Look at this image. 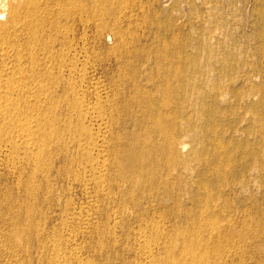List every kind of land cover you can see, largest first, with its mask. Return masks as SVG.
Here are the masks:
<instances>
[{
	"label": "rangeland",
	"instance_id": "374dc122",
	"mask_svg": "<svg viewBox=\"0 0 264 264\" xmlns=\"http://www.w3.org/2000/svg\"><path fill=\"white\" fill-rule=\"evenodd\" d=\"M71 2H66L65 8H62L63 12L69 13L65 12V15L62 12L61 18L58 16L60 21L55 16L53 19L56 21L50 19L49 25L45 23L48 28L43 25L41 38L43 42L51 39L50 43L55 44L53 54L61 48L68 50L75 41L73 50L69 51L72 57L76 55V61L82 62L77 61L80 70L87 66L83 88L80 93L76 89L82 81L79 80L80 74L73 76L68 71L59 70L57 65H51L50 71L54 70L56 74L48 72L53 74L50 80L54 87H51V82L48 83L50 80H45L43 84L52 88H48L51 91L47 92L49 98L44 100V104L35 105L39 111L35 106H28L30 110L26 106L23 110L26 112H23L24 118L25 114L28 117L34 114V110L42 117L38 116L40 119L56 118L54 126L43 128L41 134L46 139L54 135L52 129L58 127L60 135L54 133L59 139L48 144V150L39 154L42 158H38L40 164L32 154L30 157L29 152L23 150L26 147L17 141V134L6 127L10 128V131L6 130L9 131L7 134L5 126L0 123L5 138L13 134L10 137L12 140L16 135L13 140L16 139L14 142L20 145V149L19 145H14L12 150L8 144L4 146V134L2 136L0 132V138L4 140L0 139V146H3L0 153H4L0 156V264H54V252L61 248V257L64 258L60 259L67 260L66 264H144L146 244L138 239V233L143 229L150 238L149 245L154 248V256L162 260L168 258L165 257L168 254L161 248L166 244L168 247L169 242L172 241V244L168 250L178 257L181 248L184 250L185 247L182 239L189 242L203 239L200 241H204L203 246L206 245L212 254L215 251L216 255V250L220 248L222 250H219L222 256L217 253L221 258L213 254L212 264H264V0ZM84 18H92V22L88 23L91 20ZM50 28H56V31L51 29L52 33ZM57 31L62 38L61 35L58 38L54 36ZM84 37L85 40H82ZM60 38L66 40L63 42ZM57 42L61 43V47ZM62 61L68 63L69 59L59 56L55 63L65 64ZM35 75L42 76L41 72ZM68 77L71 78L66 79ZM75 80L79 82L76 84ZM71 81L75 83L73 86ZM69 83L76 91L71 87L69 89ZM92 83H98V87L102 88L99 87V92H102L100 99L104 111L108 115L117 114L110 122L112 126L108 125L104 130L107 135L104 146L107 147L103 149L109 153L108 170L104 175L107 185L105 195L101 194L100 187L97 192V184L89 188L85 186V189L81 181L90 178L89 174L85 175L84 167L96 154L88 156L82 150L84 155L80 148L71 146L73 141L69 142V139L79 138L81 127L92 129L88 124L77 122L79 117L74 111L78 97L84 95L83 98L86 97L85 100L91 104L97 101L94 96L97 84ZM29 89V86L26 87L21 95L20 99L24 102L29 101L34 92ZM51 93L54 95L51 96ZM115 93L118 96H114ZM67 94L77 95L68 96L69 101L65 97ZM50 96L56 106L48 101ZM113 96L117 97V103ZM63 101L67 104L64 105ZM65 113L69 119L64 118ZM70 119L75 120L72 122ZM72 124L76 125L75 128L80 126L75 130L78 135L73 133L75 128ZM84 130L87 131V128ZM69 133H73L74 138ZM64 143H68L66 145L72 150ZM173 143L176 146L187 145L185 151L179 152L176 148L174 152ZM73 147H76L74 151ZM66 148L70 149L69 152ZM81 156H85L83 164ZM167 159L171 160L167 163ZM65 161L69 162L68 165ZM48 164L50 168H46ZM89 196L95 197L91 204H87ZM87 213L90 214V221L88 225L82 224L81 219ZM219 220L223 221L222 224L217 223ZM225 221L230 225L229 231H224L227 228ZM210 222L213 227V224H218L223 229L222 239L215 237L218 242L208 236L212 228ZM192 231L204 235L200 238ZM177 234H180L178 239ZM171 236L177 239L176 243ZM209 246H218L219 249L213 250ZM72 250H77V256L70 254Z\"/></svg>",
	"mask_w": 264,
	"mask_h": 264
},
{
	"label": "bare ground",
	"instance_id": "6f19581e",
	"mask_svg": "<svg viewBox=\"0 0 264 264\" xmlns=\"http://www.w3.org/2000/svg\"><path fill=\"white\" fill-rule=\"evenodd\" d=\"M70 1L71 0H0V123L1 124H3L2 126L4 127L5 126V128L6 127H10V128H6L4 131H6L7 129L9 130H13V133L15 132L16 134H17V137H16V135H14L16 138H17V141L18 142H20V144L22 145V144H24V145H22V146H24V147H26V149H24L23 148V150H25V152H29V154H30V157H31V154H32V157L37 161V159L39 158H41V155L39 156V154L40 153H44V152H46L47 150H48V144H50V143H52L53 141H56V140H58L59 138V136H58V134L60 135V130H59V128L58 127H56V130H54V129H52L53 131V134L54 135H50L49 137H47L46 139L43 137V135L41 134V130L44 128L45 129V127H47L48 126V128H50L51 127V125H53L54 124V122H55V120H56V118H55V120L54 119H50V120H47V119H40V118H42V117H40L39 116V114L37 113V111H36V113H35V110H34V114H31V113H28V115L29 114H31V116L30 117H28L27 116V114H25L26 116H25V118L23 117V114L24 113H26V112H24L23 110H25V107L27 106V108L29 109V107L31 106V107H33V106H37L38 104H44L45 102H44V100H46V98L48 99L49 97H47V92H48V94H49V92H51V91H49V89L48 88H50V89H52L51 87H54V84H53V82H51L52 80H50L51 79V76H53V74H50L49 72H53L54 70V68L52 69L53 71H50L51 69H50V67H51V65H54V66H58V68H59V70H61V71H68L69 72V74H71V75H78V74H80V76H81V78L79 79V80H82L81 81V83L79 84V85H77L78 87H76V89H78V92L80 91V90H82V88H83V85H84V82H85V80H86V74H87V72H85V68L87 67V66H82L83 67V69H81L80 70V68L78 67V65H79V60H77V61H79V62H77L76 61V55H75V57L73 56L72 57V54H71V49L72 48H74V42H73V44L70 46V48L68 49V48H66V49H68V50H64V49H62L61 48V50H59V51H57L56 53H54L53 54V48L55 47L54 45L55 44H53V43H50V40H49V36H47L46 35V33L45 32H43V33H45V36H47V38H48V40H49V42H43V39L41 38V37H43V36H41V34H42V32L41 31H43V25H45V23L47 24L48 22H49V20L50 19H52L53 21H56V19L54 20L53 18L55 17V16H60V18H61V13L63 12L62 11V8L64 7V5H65V3L66 2H69L70 3ZM74 0H72V2H73ZM79 1V0H78ZM71 2V3H72ZM77 2V1H76ZM75 2V3H76ZM74 3V2H73ZM68 4V3H67ZM77 4H79L78 2H77ZM90 4V3H89ZM72 5H74L73 7H75V4H72ZM83 5V4H82ZM86 6V5H85ZM84 6V7H85ZM68 7V6H67ZM88 7V6H87ZM86 7V8H87ZM65 8V7H64ZM77 8V7H76ZM75 8V9H76ZM82 8V7H81ZM80 8V10H81V12L83 11L82 9ZM103 8V7H102ZM259 8H260V6H259ZM84 9V8H83ZM88 9V8H87ZM67 10H69L70 11V9L68 8ZM90 10V9H89ZM88 10V11H89ZM107 10H109V9H107ZM65 11V10H64ZM66 12V11H65ZM63 12V14H65L66 15V13L68 12ZM75 12V11H74ZM73 12V13H74ZM80 12V11H79ZM106 12V11H105ZM69 13V12H68ZM72 13V14H73ZM84 12H82V14H83ZM90 14V13H89ZM64 15V16H65ZM71 15V14H70ZM74 15H76V14H74ZM81 15V14H80ZM84 15V14H83ZM85 16V15H84ZM52 17V18H51ZM56 17V18H57ZM66 17H68V16H66ZM71 17H73V16H71ZM77 17H79V15L77 16ZM86 17H87V15H86ZM89 17H91V15L89 16ZM88 17V18H89ZM65 18V17H64ZM79 18H81V16L79 17ZM83 18V17H82ZM58 19H59V17H58ZM69 19V18H68ZM71 19V18H70ZM84 19H87V18H84ZM92 19V18H91ZM91 19H87V20H91ZM61 20H63V19H61ZM78 20V19H77ZM80 20H82V19H80ZM59 21H60V19H59ZM65 21V20H64ZM67 21V20H66ZM69 22H70V20H69ZM80 22H82V21H80ZM88 22V21H87ZM90 22H92V20L91 21H89L88 23H90ZM49 23H51V20H50V22ZM55 23V22H54ZM57 23L59 24V22H58V20H57ZM64 23V22H63ZM68 23V22H67ZM84 23V22H83ZM56 24V23H55ZM85 24V23H84ZM83 24V25H84ZM87 24V23H86ZM47 25H49V24H47ZM89 25V24H88ZM46 26V25H45ZM44 26V27H45ZM50 26H51V24H50ZM60 26V25H59ZM65 26V25H64ZM92 26V25H91ZM47 28H48V26H46ZM62 27V26H61ZM88 27V26H87ZM86 27V28H87ZM89 28V27H88ZM51 29L52 28H50V31H51ZM54 29V28H53ZM52 29V30H53ZM49 30V29H48ZM67 30V29H66ZM70 30V29H69ZM69 30H67V31H69ZM46 31V30H45ZM53 31H56V28H55V30H53ZM53 31H51L52 33H53ZM58 31H60L59 29H58ZM57 31V32H58ZM65 31V30H64ZM66 31V32H67ZM50 32V33H51ZM63 32V31H62ZM48 33V32H47ZM49 33V34H50ZM61 33V32H60ZM65 33V32H64ZM70 33V32H69ZM54 34H55V32H54ZM58 35H61V34H59V32L57 33V34H55L54 36H58ZM44 36V37H45ZM52 36V35H51ZM54 36H53V39H55L54 38ZM64 36H66V35H64ZM75 36V34H73V37ZM85 36H87V33H86V35ZM59 37V36H58ZM57 37V38H58ZM56 38V39H57ZM61 38H62V35H61ZM60 38V40H62L63 42H64V40H66V39H61ZM64 38V37H63ZM67 38V37H66ZM85 38L86 37H84V39L82 38V40H85ZM55 39V40H56ZM70 39V38H69ZM45 40H46V37H45ZM54 40V41H55ZM60 40L58 39V41L60 42ZM73 40V39H72ZM47 41V40H46ZM57 41V40H56ZM61 41V42H62ZM52 42V41H51ZM59 42H57V44L59 43ZM62 42V43H63ZM56 43V42H55ZM69 43H70V41H69ZM78 43H79V41H78ZM56 44V45H57ZM61 43H59L58 45H60ZM63 45V44H62ZM76 45V44H75ZM77 46V45H76ZM58 47V46H57ZM60 47H61V45H60ZM59 47V48H60ZM65 47H67V45L65 46ZM70 50V51H69ZM73 50V49H72ZM74 52H75V49H74ZM77 52V51H76ZM57 54V55H56ZM86 54V53H85ZM88 54V53H87ZM59 56L61 57V58H66L67 60L69 59V62L68 63H66V62H64V61H62V62H64L65 64H63L62 65V63L61 64H57V63H55V60H56V58H58L59 59ZM79 57V56H78ZM80 58V57H79ZM84 58V57H83ZM78 59V58H77ZM61 60V59H60ZM58 61V60H57ZM89 62V61H88ZM88 62H86V63H88ZM80 64H82V62H80ZM85 65V64H84ZM30 67V68H29ZM180 68V67H179ZM42 70L43 71H45V70H47V72L45 73V72H42ZM49 71V72H48ZM56 71V70H55ZM86 71H87V69H86ZM39 72H41V74H42V76H40V77H38V76H36L35 74L36 73H39ZM59 72V71H58ZM57 72V73H58ZM68 72H66V73H68ZM53 73H55V72H53ZM66 73H65V75H66ZM76 73H78V74H76ZM32 74L34 75V76H32ZM56 74V73H55ZM60 74H61V72H60ZM62 74H64V73H62ZM39 75V74H38ZM59 75V74H58ZM32 76V77H31ZM37 77L38 79H34V77ZM61 76V75H60ZM68 76V75H67ZM73 76H71V77H73ZM35 77V78H36ZM55 77V76H54ZM61 77H63V75L61 76ZM70 77V78H71ZM75 77H77V76H75ZM69 77L68 78H66V79H70ZM74 79V78H73ZM73 79H71V80H73ZM89 79V78H88ZM45 80H50L48 83H50L51 82V87H49V86H47L48 88H46L45 86H43V84H44V81ZM60 80H62V79H60ZM63 80H65V79H63ZM67 81V80H66ZM65 81V82H66ZM76 81V80H75ZM64 82V83H65ZM70 82V81H69ZM72 82V81H71ZM74 82V81H73ZM72 82V86H73V84H75V83H73ZM79 82V81H78ZM77 81H76V84L78 83ZM87 82V81H86ZM56 84V83H55ZM90 84V83H89ZM92 84H95V83H92ZM97 84V86H96V88L94 89L95 90V98L97 99V101H95V103L94 104H91L90 102H87L86 100H85V98H83L84 97V95H83V93H82V95H83V97H78V99H77V101H75V99H74V101L77 103V104H75V106L74 107H76V109H74V111H75V114L76 115H78V119L76 120L77 122H81L80 124H82V125H86V124H88L89 126H92V129H89L88 127H84L83 126V129H85V128H87V131H83V129H82V127H81V130L80 131H82V134H80L79 133V135L75 132V130L76 129H79L80 128V126H79V128H75V126L77 125L78 126V124L77 123H75V124H72L73 126H74V131L72 130V127L70 128L72 131H73V133L75 132L77 135H78V137L79 138H76V140H73V139H69V142L70 141H73V143H71L70 142V144H71V146L73 145V146H76L77 147V149L78 148H80L81 149V151L83 150V151H85V152H87L88 153V156L91 154V156L93 155L92 153H94V154H96V155H93L92 157H90V159L88 158V156H87V153H86V157L87 158H85V156H81L82 157V159H81V163L83 164V158H85V161H87L88 159H89V161L86 163V162H84V163H86L87 164V166L85 165V167H84V170H85V175L87 174H89V177L90 178H87V179H85L84 178V180L85 181H83V180H81L83 183V185H84V188H85V186H86V188L88 187V186H90V185H92V184H94V185H96V186H98V189H97V192H98V190H100V188H101V190H100V192H101V194L102 193H104V195H105V180H104V177L106 176L105 174H106V170H108V169H106V166L108 165V162H107V158L109 157V153L107 154V152L103 149L104 147H107V145L106 146H104V144H106V142H104L105 140H106V133H105V129H106V127H108V125H110V122L111 121H113L114 120V115L116 114H114V113H112V115H108L105 111H104V108H103V104H101L102 102H101V99H100V94L102 93L101 91V93L99 92V87H98V83H96ZM95 84V85H96ZM29 86V88L30 89H32V92H33V94H31L32 96L30 97L31 99L28 101H26V102H24V101H22V99H20L21 98V95H22V93L25 91V89H26V87H28ZM66 86V85H65ZM92 86V85H91ZM70 87H71V84L69 83V89H70ZM87 87H88V84H87ZM86 87V88H87ZM95 87V86H94ZM103 87V86H102ZM55 88H56V86H55ZM74 88V87H73ZM72 87H71V89H73ZM85 88V89H86ZM89 88H91V87H89ZM92 88H93V86H92ZM30 89H29V91H30ZM60 89V88H59ZM59 89L57 90V91H59ZM62 89V88H61ZM68 89V88H67ZM70 89V90H71ZM100 89H102L101 87H100ZM64 90V89H63ZM74 91H76L75 89H73ZM91 90H93V89H91ZM117 90V89H116ZM135 91H137V90H135ZM31 92V93H32ZM52 92H55V91H52ZM64 92H67V90H65ZM87 92V91H86ZM118 92V91H117ZM26 93H28V90L26 91ZM57 93V92H56ZM70 93H72L71 91H70ZM69 93V94H70ZM80 93V92H79ZM93 93H94V91H93ZM147 93V92H146ZM52 94V93H51ZM69 94H67V95H65V97L67 96V98H69L68 96H71L70 98H72L73 96L75 97L77 94H74V95H69ZM142 94V93H141ZM28 95V94H27ZM54 94H52L51 96H53ZM79 96H80V94H78ZM116 95V93L114 94V96ZM134 95H135V93H134ZM140 95V94H139ZM145 95V94H144ZM150 95V94H149ZM148 95V96H149ZM24 96V95H23ZM50 96V97H51ZM61 96H63V95H61ZM114 96H113V99H115V98H117V97H115L114 98ZM116 96H118V95H116ZM146 96V95H145ZM64 97V96H63ZM102 97V96H101ZM140 97V96H139ZM150 97V96H149ZM54 98H56V97H54ZM59 98H60V96H59ZM70 98H69V101H70ZM151 98V97H150ZM72 99V100H73ZM136 99H137V97H136ZM55 100V99H54ZM53 100V101H54ZM67 100V99H66ZM103 100V99H102ZM117 99H115L114 101L117 103V101H116ZM48 101H51V103H52V97H51V99H49ZM61 101V100H60ZM150 101V100H149ZM43 102V103H42ZM59 102V101H58ZM64 102V105H65V101H63ZM68 102V101H67ZM72 102V101H71ZM62 103V101L60 102V104ZM114 105H115V103L114 102H112ZM53 104V103H52ZM63 104V103H62ZM67 104V103H66ZM113 104H111V105H113ZM47 105V104H46ZM54 105V104H53ZM68 105H69V103H68ZM73 105H74V103H73ZM73 105H71V106H73ZM117 105V104H116ZM29 106V107H28ZM35 106V107H36ZM54 106H56V105H54ZM62 106V105H61ZM127 106V105H126ZM24 107V108H23ZM34 107V108H35ZM47 107V106H46ZM45 107V108H46ZM53 107V106H52ZM65 107V106H64ZM69 106H67V107H65V108H68ZM105 107V106H104ZM26 108V109H27ZM44 108V107H43ZM42 108V109H43ZM49 108V107H48ZM48 108H46V109H48ZM56 108V107H55ZM55 108H54V111H55ZM72 110H73V108L72 107H70ZM113 108V107H112ZM117 108V106L115 107V109ZM164 108H165V105H164ZM42 109H40V111H42L43 112V110ZM62 109H64V108H62ZM71 109H69V110H71ZM118 109V108H117ZM117 109H116V112H118L117 111ZM30 110V109H29ZM36 110H38L39 111V109L36 107ZM51 110V109H50ZM53 110V109H52ZM66 109H64V111H65ZM110 110V109H109ZM109 110L107 111V112H109ZM113 110V109H112ZM49 111V110H48ZM74 111H73V113H74ZM24 112V113H23ZM31 112H33V111H31ZM41 112V113H42ZM111 112V111H110ZM114 112V111H113ZM62 113V112H61ZM67 113V112H66ZM65 113V117L64 118H67V119H69L68 117H66L67 116V114ZM72 113V112H71ZM72 113V114H73ZM150 113H152V112H150ZM35 114H37V115H35ZM42 114H45L44 112L42 113ZM55 114H56V111H55ZM71 114V115H72ZM119 114H120V112L118 113V116H119ZM48 115V114H47ZM60 115V114H59ZM74 115V114H73ZM117 115V114H116ZM115 115V116H116ZM152 115V114H151ZM161 115V114H160ZM40 118H39V117ZM60 116H62V115H60ZM70 116V115H69ZM150 116V115H149ZM153 116V115H152ZM56 117V116H55ZM72 117V116H71ZM61 118V117H60ZM63 118V119H64ZM116 118V117H115ZM151 118V117H150ZM149 118V119H150ZM153 118V117H152ZM67 119H65L64 121H66ZM72 119V118H71ZM70 119V121H72ZM62 120V119H61ZM75 120V119H74ZM74 120L72 121V122H74ZM153 120V119H152ZM151 120V121H152ZM62 122V121H61ZM67 122V121H66ZM71 122V123H72ZM116 122V121H115ZM115 122H113V123H115ZM149 122V121H148ZM147 123V122H146ZM152 123H154L153 121H152ZM151 123V124H152ZM116 124V123H115ZM148 124V123H147ZM117 125V124H116ZM154 125V124H153ZM1 126V125H0ZM50 126V127H49ZM54 126V125H53ZM61 126V125H60ZM63 126H66L65 124L63 125ZM62 126V127H63ZM69 126V125H68ZM110 126H112V125H110ZM3 127H1L2 129H3ZM54 128V127H53ZM58 128V129H57ZM93 128H96V129H93ZM151 128V127H150ZM154 128V127H153ZM68 129H69V127H68ZM149 129V128H148ZM163 129V128H162ZM9 130V131H10ZM49 130V129H48ZM107 130V129H106ZM108 130H109V128H108ZM110 130H112V129H110ZM150 130V129H149ZM8 131V132H9ZM68 131H70V130H68ZM77 131V130H76ZM79 131V130H78ZM113 131V130H112ZM165 131V130H164ZM0 132H1V130H0ZM2 132H3V130H2ZM1 132V133H2ZM7 132V131H6ZM8 132H7V134H8ZM54 132H58V134H56V133H54ZM63 132H65V129H64V131ZM71 132V131H70ZM84 132V133H83ZM108 132V131H107ZM111 132V131H110ZM109 132V134L110 135H108L109 136V141H110V136H111V134H112V132L110 133ZM161 132V131H160ZM12 133V132H11ZM11 133H9L10 135H11ZM47 133H49V132H47ZM66 133H67V131H66ZM73 133H69V134H73ZM163 133V132H162ZM3 134L4 133H2L1 135L3 136ZM6 134V135H7ZM68 134V133H67ZM75 134V135H76ZM114 134V133H113ZM159 134V133H158ZM0 135V136H1ZM13 135V134H12ZM12 135L10 136V137H12ZM66 135V134H65ZM168 135V134H167ZM172 135V134H171ZM1 136V137H2ZM13 136V138H15ZM68 136V135H67ZM70 136V135H69ZM68 136V137H69ZM72 136V135H71ZM117 136V135H116ZM169 136V135H168ZM7 137V139L5 138V134H4V138H2V139H5V145L4 146H10V148H11V150H12V148L14 147V145H15V147L17 146L18 147V145L19 144H17V143H15L16 141V139L15 140H13V138H12V140L10 139V137L8 138V136H6ZM46 137V136H45ZM77 137V136H76ZM115 137V136H114ZM73 138H74V134H73ZM117 138H118V136H117ZM1 139V138H0ZM1 139V140H2ZM118 139H120V136H119V138ZM161 139H163V140H165L164 138H161ZM0 140V142H4V140H2L1 141ZM121 140V139H120ZM171 140V139H170ZM170 140H169V142H170ZM15 141V142H14ZM60 141V140H59ZM75 141V142H74ZM160 141V140H159ZM168 141V140H167ZM166 141V142H167ZM65 142H67L66 140H65ZM111 142V141H110ZM116 142H118V141H116ZM175 142H176V140H175ZM183 142H185V141H183ZM54 143V142H53ZM119 143V142H118ZM162 143V142H161ZM164 143V142H163ZM168 143V142H167ZM8 144V145H7ZM65 144V143H64ZM67 145H69L68 143H66ZM65 144V145H66ZM107 144H108V142H107ZM160 144V143H159ZM54 145V144H53ZM66 145V146H67ZM116 144H115V142H114V146H115ZM123 145V144H122ZM121 145V146H122ZM130 145H131V143H130ZM129 145V147H131ZM166 145V144H165ZM218 145V144H217ZM61 146V145H60ZM110 146H112V145H110ZM162 146V145H161ZM169 146H171V145H169ZM173 148H174V152L177 150V149H179V152H181V150H184L185 149V147L187 146V145H185V144H180V145H175L174 143H173ZM1 147V146H0ZM3 147V146H2ZM2 147H1V151H2ZM68 147V146H67ZM70 147V146H69ZM68 147V148H69ZM75 147V148H76ZM109 147V146H108ZM134 147V146H133ZM218 147V146H217ZM6 148L7 147H5L4 149L6 150ZM9 148V147H8ZM56 148H57V145H56ZM55 148V149H56ZM59 148H61V147H59ZM58 148V151L60 150ZM62 148H63V145H62ZM74 148V147H73ZM75 148L73 149V151L75 150ZM114 148V147H113ZM162 148H164V147H162ZM162 148H160V149H162ZM165 148H167V147H165ZM177 148V149H176ZM3 149V150H4ZM19 149H20V145H19ZM18 149V150H19ZM67 149V148H66ZM70 149H71V147H70ZM69 149V150H70ZM76 149V151L77 152H79L78 154H80L81 152L80 151H78ZM106 149V148H105ZM188 148H186V150H187ZM69 150L67 149L66 151H68L69 152ZM72 150V149H71ZM108 150H111V149H108ZM127 150H129V149H127ZM127 150H126V152H127ZM134 150V149H133ZM166 150V149H165ZM0 151V152H1ZM9 152H11L10 150H8ZM17 150H15L14 149V152H16ZM53 151V150H52ZM58 151H56L57 153H58ZM62 151H63V149H62ZM83 151H82V153H83ZM112 151V150H111ZM111 151H110V153H111ZM118 151H120V150H118ZM125 151V150H124ZM172 151V150H171ZM185 151V150H184ZM61 152V151H60ZM59 152V153H60ZM132 152V151H131ZM130 152V153H131ZM163 152H164V150H163ZM183 152V151H182ZM217 152V151H216ZM215 152V153H216ZM3 153V152H2ZM2 153H0L1 155L0 156H2ZM17 153V152H16ZM71 153H73V152H71ZM106 153V155H104ZM6 154V153H5ZM10 153H8V155H9ZM15 154V153H14ZM14 154H12V155H14ZM46 154V153H45ZM61 154V153H60ZM65 154H68V153H65ZM84 155H85V153H83ZM82 154V155H83ZM113 154V153H112ZM119 154V153H118ZM117 154V155H118ZM123 154V153H122ZM132 154V153H131ZM166 154V153H165ZM167 154H169V152L167 153ZM166 154V155H167ZM3 155H4V153H3ZM11 155V156H12ZM24 155H26V154H24ZM47 155V154H46ZM62 155H63V152H62ZM81 155V154H80ZM79 155V156H80ZM108 155V156H107ZM128 155H130L129 153H128ZM127 155V156H128ZM132 155H134V154H132ZM170 155V154H169ZM174 155V154H173ZM176 155V154H175ZM56 156H57V154H56ZM59 156H61V155H59ZM58 156V157H59ZM66 156H68V155H66ZM73 156H75L74 158H76V155H75V153H74V155ZM72 156V157H73ZM78 156V157H79ZM113 156V155H112ZM119 156V155H118ZM125 156H126V154H125ZM172 156V155H171ZM5 157H7V155L5 156ZM52 157V156H51ZM50 157V158H51ZM71 157V156H70ZM77 157V158H78ZM80 157V158H81ZM116 157V155H114V158ZM134 157V156H133ZM168 157V156H167ZM14 158V157H13ZM29 158V157H28ZM45 157H43V159H44ZM57 158V157H56ZM56 158H55V162H56ZM60 158V157H59ZM69 158V157H68ZM68 158H65V159H68ZM74 158H72V159H74ZM79 158V159H80ZM126 158V157H125ZM129 158V157H128ZM127 158V159H128ZM130 158H132V157H130ZM135 158V157H134ZM139 158V157H138ZM171 158V157H170ZM175 158V157H174ZM33 159V160H34ZM39 159H38V161L37 162H39L40 163V161H39ZM42 159V158H41ZM87 159V160H86ZM24 160V159H23ZM23 160H22V162H23ZM30 160V159H29ZM28 160V161H29ZM32 160V159H31ZM51 160V159H50ZM60 160V159H59ZM58 160V161H59ZM109 160H110V158H109ZM121 159H119V161H120ZM169 160H171V159H169ZM168 159H167V163H168V161H169ZM25 161V160H24ZM44 161V160H43ZM57 161V162H58ZM62 161V160H61ZM74 161V160H73ZM77 161H79V160H77ZM115 161V160H114ZM131 161H132V159H131ZM130 161V162H131ZM138 161V160H137ZM176 161V160H175ZM15 162V161H14ZM21 162V163H22ZM27 162V161H26ZM30 162V161H29ZM28 162V163H29ZM34 162V161H33ZM53 162V161H52ZM63 162H64V157H63ZM66 163H67V161H65ZM71 162H72V160H71ZM230 162V161H229ZM24 163V162H23ZM65 163V164H66ZM69 163V162H68ZM68 163L66 164V165H68ZM81 163H77V164H79V165H82ZM112 163V162H111ZM115 163V162H114ZM114 163H112V164H114ZM120 163H121V161H120ZM122 163H125V162H122ZM132 163H133V161H132ZM135 163H136V161H135ZM142 163V162H141ZM41 164V163H40ZM40 164H39V166H40ZM51 164V163H50ZM53 164V163H52ZM62 164H64V163H62ZM75 165L76 164V162L75 163H72L71 165ZM110 164V163H109ZM129 164H131V163H129ZM137 164H138V162H137ZM32 165V164H31ZM34 165H36V164H34ZM45 165V164H44ZM56 164H54V166H55ZM66 165H63V166H66ZM70 164H69V166H71ZM128 165V164H127ZM134 165V164H133ZM221 165V164H220ZM229 165V164H228ZM20 166V165H19ZM36 166H38V163H37V165ZM51 166V165H50ZM78 166V165H77ZM110 166V165H109ZM108 166V167H109ZM115 166H116V164H115ZM129 166V165H128ZM131 166V165H130ZM46 167V166H45ZM118 167V166H117ZM125 167H126V164H125ZM38 167H36V168H34V169H37ZM46 168H50L49 167V164H48V166L46 167ZM52 168V167H51ZM129 168V167H128ZM132 168V167H131ZM218 168V167H217ZM53 169V168H52ZM80 169V168H79ZM126 169V168H125ZM41 170V169H40ZM39 170V172L41 173V174H43L44 173V171H43V173L41 172ZM43 170V169H42ZM44 170H45V168H44ZM84 170H83V172H84ZM130 170V169H129ZM37 171V170H36ZM35 172V171H34ZM68 172V171H67ZM46 173H47V171H46ZM70 173V172H69ZM34 174V173H33ZM39 174V173H38ZM81 174V173H80ZM44 175H46V174H44ZM77 175V174H76ZM84 175V174H83ZM105 175V176H104ZM217 175V174H216ZM77 176H79V175H77ZM76 176V177H77ZM82 176V175H81ZM69 177H70V175H69ZM80 179H82V177L80 178ZM76 180H79V179H76ZM74 181H75V178H74ZM79 182V181H78ZM79 184H81V183H79ZM100 185V186H99ZM123 185V184H122ZM122 185H121V187H122ZM93 186V185H92ZM107 186V185H106ZM100 187V188H99ZM81 188V187H80ZM85 188V189H86ZM89 188V187H88ZM94 188V187H93ZM95 188H97V187H95ZM83 189V188H82ZM107 189V188H106ZM96 190V189H95ZM207 190V189H206ZM83 191V190H82ZM93 191V190H92ZM91 192V191H90ZM94 192V191H93ZM97 192H95V193H97ZM89 193V192H88ZM130 193H132V192H130ZM87 194V193H86ZM87 196H88V194H87ZM93 196V195H92ZM92 196H89L88 198H86V200H87V204H91V203H93L94 202V199H95V197H92ZM96 196V195H95ZM209 196V195H208ZM210 197H211V195H210ZM97 198V197H96ZM99 198L100 197H98V200H99ZM207 200V199H206ZM211 201V200H210ZM209 201V202H210ZM96 204V203H95ZM204 204V203H203ZM209 204V203H208ZM214 204H216V203H214ZM213 204V205H214ZM94 205V204H93ZM205 205H207V203H205ZM92 206V205H91ZM216 206V205H215ZM88 207V206H87ZM203 207H204V205H203ZM203 207H202V209H203ZM207 207V206H206ZM89 209L91 208V207H88ZM209 208V207H208ZM208 208L206 209L205 208V210L207 211L208 210ZM215 209V208H214ZM211 210V208L209 209V211ZM226 210V209H225ZM82 211H83V208H82ZM89 211V210H88ZM87 212V211H86ZM208 213L209 212H207V216H209L208 215ZM84 214H85V212H84ZM180 214V213H179ZM179 214H176V215H179ZM82 215V214H81ZM204 215H205V213H204ZM206 216V215H205ZM119 218V217H118ZM118 218H116L117 220H118ZM177 218V217H176ZM182 218V217H181ZM115 220V219H114ZM189 220V219H188ZM223 220V219H222ZM227 220H228V222H229V220H230V218L229 217H227ZM232 220V219H231ZM89 221H90V214L89 213H87L84 217H83V219H81V222H82V224H87L88 225V223H89ZM116 221V220H115ZM208 221V220H207ZM212 221V220H211ZM118 222H119V220H118ZM117 222V223H118ZM190 222V221H189ZM189 222H188V224H189ZM213 222V221H212ZM212 222H210L211 223V225H209L210 226V228H211V226H212ZM220 222V220L217 222V223H219ZM223 222V221H222ZM222 222H220L221 224H222ZM227 221H225V224H227V226L225 225V230L224 231H229V228H230V225L228 226V223H226ZM231 222V221H230ZM116 223V224H117ZM177 223H178V220H177ZM204 223H205V220H204ZM209 223V224H210ZM216 223V222H215ZM179 225H180V223H178ZM183 224V223H182ZM195 224V223H194ZM200 224V223H199ZM220 224V225H221ZM231 224V223H230ZM233 224V223H232ZM193 225V224H192ZM214 225V227L212 226V228H211V230L209 231V230H207V231H209V233H208V236L210 237V239H212L213 240V237L215 238L216 236L218 237V239L219 240H221L222 238V234H223V229L221 228V226L219 227L218 226V224H213ZM217 225V226H216ZM224 225V224H223ZM178 226V225H177ZM186 226V225H185ZM189 226V225H188ZM188 226L186 227L187 229H188ZM179 227V226H178ZM191 227V226H190ZM190 227H189V230H190ZM193 227V226H192ZM207 227H208V225H207ZM206 226H204V228H207ZM231 227H233V226H231ZM175 228L177 229V227L175 226ZM196 228V227H195ZM209 229V228H208ZM233 229V228H232ZM144 230V229H143ZM143 230L140 232L139 231V233H138V239H139V241L140 242H143L144 244H146L145 246H146V248L145 247H143V248H145V250H144V252H143V256H144V264H212V261H213V258H215V257H213V254H214V252H213V254H212V252L207 248V246L205 245V246H203V244H204V241H200V240H203V239H200V240H196V242L194 241V242H189L187 239H182L183 241H184V243H185V247H184V250H183V248H181V252H180V254L178 253V257L177 256H175L174 255V253L169 249L168 250V247H170L171 245L170 244H172V241L171 242H169V245H168V247H167V244L164 246V247H160L161 248V250H162V252H163V250L165 251L164 253H167L168 255L166 256L165 255V257H168V258H166V259H160V258H158V257H156V256H154V248L153 249H151V247H150V238H149V236L147 235V233L146 232H143ZM146 230V229H145ZM148 230V229H147ZM188 230V231H189ZM192 230V229H191ZM194 231V230H193ZM192 231V232H193ZM206 231V230H205ZM206 231V232H207ZM189 232H191V231H189ZM196 232H198V230L196 231ZM231 232V231H230ZM182 233V232H181ZM149 234V233H148ZM183 234V233H182ZM186 234V233H185ZM193 234H197L198 235V233H195V232H193ZM225 234H226V232H225ZM228 234V233H227ZM180 235V234H179ZM179 235L177 234V235H175V236H178L177 237V239L179 238ZM190 235H192L191 233H190ZM202 235H204L203 233L201 234V235H198L200 238H202ZM187 237V236H186ZM199 237H198V239H199ZM208 237V238H209ZM181 238H183L182 236H181ZM188 238V237H187ZM208 238H206L205 237V239H208ZM221 238V239H220ZM172 239H174V237H172L171 236V240ZM177 239H174L175 240V243H176V240ZM192 239H193V235H192ZM210 239H209V242H210ZM181 240V241H182ZM211 240V241H212ZM215 240H216V238H215ZM169 241H170V239H169ZM217 241V240H216ZM55 242V241H54ZM206 242V241H205ZM208 242V241H207ZM215 242V241H214ZM218 242V241H217ZM50 243H51V241H50ZM53 243V242H52ZM68 243V242H67ZM69 243H71V241H69ZM212 243V242H211ZM216 243V242H215ZM57 244V243H56ZM143 244V245H144ZM202 244V245H201ZM206 244V243H205ZM60 245V244H59ZM70 245V244H69ZM147 245H149V246H147ZM174 245V244H173ZM178 245V244H177ZM176 245V246H177ZM216 245V244H215ZM68 246V245H67ZM160 246V245H159ZM175 246V245H174ZM174 246H172V247H174ZM211 246H213V245H211ZM54 247V246H53ZM70 247V246H69ZM158 246H156V248H157ZM210 247V246H209ZM214 247V246H213ZM213 247H210V248H212L213 250L215 249V248H217V247H215V248H213ZM67 248V247H66ZM171 248V247H170ZM179 248V247H178ZM54 249H55V247H54ZM62 249V248H61ZM55 250L56 251V253L54 252V255H55V258L53 259L55 262H53L54 264H66V263H68L67 262V260H65V259H60V258H64V257H61V256H63V250ZM159 249V248H158ZM211 249V250H212ZM217 249H219V247L217 248ZM173 250H174V248H173ZM180 250V249H179ZM179 250H176V251H178L179 252ZM209 250V251H208ZM212 250V251H213ZM219 250H221V248L219 249ZM219 250H216L217 251V253H219L220 251ZM54 251V250H53ZM160 251V250H159ZM175 251V250H174ZM222 251V250H221ZM161 252V251H160ZM142 253V252H141ZM159 253V252H158ZM175 253H177V252H175ZM216 253V255L214 254V256H216V258H218V255L219 254H217ZM221 253L222 252H220V255H221ZM70 254L72 255V256H77V254H78V252H77V250H72V251H70ZM70 255V256H71ZM162 255H163V253H162ZM220 255H219V257H220ZM222 256V255H221ZM66 257V256H65ZM164 257V258H165ZM221 258V257H220ZM70 259V258H69ZM68 259V260H69ZM215 260V262H216V260L217 259H214ZM221 261V260H220ZM217 262H218V260H217ZM216 262V263H217ZM218 264H221V263H218Z\"/></svg>",
	"mask_w": 264,
	"mask_h": 264
}]
</instances>
